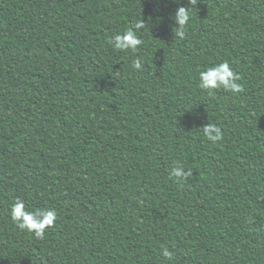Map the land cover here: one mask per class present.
Segmentation results:
<instances>
[{"label":"trees","instance_id":"obj_1","mask_svg":"<svg viewBox=\"0 0 264 264\" xmlns=\"http://www.w3.org/2000/svg\"><path fill=\"white\" fill-rule=\"evenodd\" d=\"M0 264H264V0H0Z\"/></svg>","mask_w":264,"mask_h":264},{"label":"clouds","instance_id":"obj_2","mask_svg":"<svg viewBox=\"0 0 264 264\" xmlns=\"http://www.w3.org/2000/svg\"><path fill=\"white\" fill-rule=\"evenodd\" d=\"M190 3L192 7H195L197 0H190ZM187 9L188 8L182 6L179 7L175 13L177 27L176 35L181 39L185 35L184 28L189 22ZM142 27L143 21H140L134 26V28H130L122 34H115L113 37L109 38L108 43L114 44L116 49L131 50L135 52L138 46L142 43L141 39L136 35V30L141 29ZM134 67L138 70L141 69V60L137 59L134 62ZM199 77L200 88L203 90L211 91L222 87L223 89L233 93L243 91L242 85L237 83L240 79L239 75L226 62L207 67L199 73ZM203 130L207 138L212 142H217L223 139L222 129L215 124L209 122L203 126ZM191 172V169L186 171L182 167H176L173 168L170 175L173 177L187 179ZM11 217L13 221L17 222L18 227L33 231L37 237L42 238L45 229L54 225V222L57 219V214L55 210L27 211L24 201L17 200L12 206ZM162 254L168 259H171L173 256V253L167 248L163 249Z\"/></svg>","mask_w":264,"mask_h":264}]
</instances>
